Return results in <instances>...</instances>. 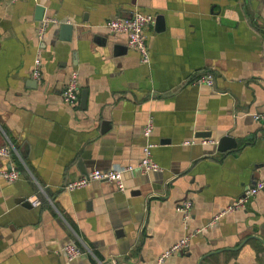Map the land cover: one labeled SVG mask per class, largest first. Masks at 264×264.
Here are the masks:
<instances>
[{
    "label": "crops",
    "instance_id": "0c3cea01",
    "mask_svg": "<svg viewBox=\"0 0 264 264\" xmlns=\"http://www.w3.org/2000/svg\"><path fill=\"white\" fill-rule=\"evenodd\" d=\"M134 10L154 14L147 62L105 25ZM44 18L54 20L38 38ZM61 22L68 40L55 36ZM71 71L78 100L68 103L60 90ZM205 72L213 83L194 84ZM253 112L264 113V0H0V146L10 143L0 164L19 170L0 179V264H264V187L226 207L264 177V122ZM149 115L160 168L143 172L131 166ZM198 130L205 142L182 143ZM223 134L235 146L218 151ZM111 166L131 167L122 190L108 180L60 187ZM185 233L188 246L158 263ZM65 243L82 252L67 260Z\"/></svg>",
    "mask_w": 264,
    "mask_h": 264
},
{
    "label": "built area",
    "instance_id": "2783aa9c",
    "mask_svg": "<svg viewBox=\"0 0 264 264\" xmlns=\"http://www.w3.org/2000/svg\"><path fill=\"white\" fill-rule=\"evenodd\" d=\"M154 14L142 10H134L127 16H113L105 21L107 29L116 34L121 33L125 37V43L128 47L134 49L139 54V59L143 62L148 60V48L145 41V29L152 22ZM53 18H44L36 27V34L38 38H41L44 30L46 29L47 23L53 21ZM31 76L34 79L40 77V57L39 54L33 58L31 64ZM194 84L204 83L206 85H211L213 83V78L211 73L205 72L198 74L193 79ZM61 99L65 102H76L78 100V85L77 76L75 71H71L65 79L61 90ZM252 117L260 122H264V113L253 112ZM153 122L152 117L147 116L141 130L143 137V142L141 145V156L135 165L131 167H137L143 172L150 170H158L159 165L152 159L150 147L151 143L148 140V136L152 130ZM196 141L193 136L190 139L184 140L182 143L192 144ZM199 142H205L206 138L202 137L198 140ZM10 143L4 142L0 146V156H5L8 154ZM130 166H111L108 168H91L86 173L80 176L64 182L60 187L66 190H72L88 185L94 180H108L112 181L115 186L119 189H123V173L131 168ZM19 175V170L15 166L5 167L0 164V179L6 181H12L16 179ZM264 187V177L259 178L255 181V184L243 190L241 195L234 198L229 205L226 207L228 209L238 208L243 206L244 202L248 197L254 194L258 189ZM40 188V187H39ZM41 189V188H40ZM29 203L32 206H36L40 203V200L31 195L28 198ZM191 206V201L189 199L179 200L176 208L180 210L183 214H186L189 207ZM216 217L213 216L212 220ZM189 234L185 233L180 236L175 242L170 246L162 250L156 257V261L161 262L169 254L176 252L178 250H183L188 246ZM60 250L64 253L67 260H71L75 256L82 252L81 247L73 243H65L60 247Z\"/></svg>",
    "mask_w": 264,
    "mask_h": 264
},
{
    "label": "water",
    "instance_id": "95a60500",
    "mask_svg": "<svg viewBox=\"0 0 264 264\" xmlns=\"http://www.w3.org/2000/svg\"><path fill=\"white\" fill-rule=\"evenodd\" d=\"M155 18H157V20L159 22L158 29H161L163 27V24L161 23L162 16L160 14H157ZM70 29H71V24L70 23L61 22L58 25L57 32H56L55 36L57 38H59L60 40H68L69 39V31H70ZM114 51H115L114 53L117 54V46L115 47ZM119 52H123V51L120 50ZM145 62H147V61H145ZM83 100H84V92L81 91L80 102L83 103ZM208 135H209L208 131L205 132V131H202V130H198L194 134V137L196 138V141H198L200 138H202L204 136H208ZM234 146H235V140L231 136H229L227 134H223V135L219 136L217 138V140H216V143H215V149L218 150V151H225V150L233 148ZM254 184H255V182L251 186H253ZM251 186H249V187H251ZM244 189H246V188H244ZM242 192L240 194H238V195H241ZM18 202H20L22 205H25V206L29 205L26 197H24V196L20 197L18 199ZM95 264H112V258L108 256L105 259H103L100 262L95 263Z\"/></svg>",
    "mask_w": 264,
    "mask_h": 264
}]
</instances>
